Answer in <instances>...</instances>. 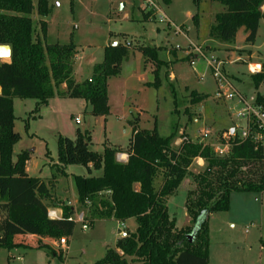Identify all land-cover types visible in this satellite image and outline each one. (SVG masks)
I'll return each mask as SVG.
<instances>
[{
	"label": "trees",
	"instance_id": "16d2710c",
	"mask_svg": "<svg viewBox=\"0 0 264 264\" xmlns=\"http://www.w3.org/2000/svg\"><path fill=\"white\" fill-rule=\"evenodd\" d=\"M201 1L194 0L198 5ZM215 1L226 9L217 14L210 35L231 41L244 27L246 41L254 43L264 18V0ZM164 2L169 4L171 0ZM37 9L42 17L47 16L50 0H38ZM33 10V0H0V44L12 48L9 61L0 59V247L11 250L31 245L26 240L16 242L15 238L23 235L32 238L38 248L47 247L61 257L62 248L47 239L60 242L64 238L67 244L76 226L75 213L82 212L88 224L107 218L137 221L136 230L119 237L116 248L109 249L95 264H209L210 216L230 209L233 192L264 190V150L251 140L235 139L229 152L220 155L210 144L192 139L185 132L184 141L176 145L173 134L162 136L156 127L140 128L136 117L130 121L132 133L126 149L106 144L101 153L89 147V132L77 129L75 139L59 137V172L66 174L67 165L80 164L90 172L101 169L102 173L76 174L78 205L57 203L62 217L50 218L48 210L50 202L57 199L52 190L58 178L55 174L47 179L30 176L27 163L31 154L27 150L14 157V147L21 138L14 128V99H36L34 111L38 113L49 99L68 96L89 103L93 115L107 116L108 81L120 73L129 50L121 44L106 47L104 60L95 64L92 76L79 82L73 76L77 46L72 42L44 45L47 21L40 20L38 35ZM144 15L150 20L154 13ZM138 49L154 61L156 69L164 64L157 57L156 47L140 45ZM262 65L261 72L252 74L257 89L264 83ZM155 84H159L158 79ZM191 95L194 103L205 98L195 92ZM256 101L264 106L263 96L258 95ZM121 153L128 159L119 160ZM199 158L206 165L195 172L191 167ZM159 177L162 182L157 187ZM187 177L194 182L185 201L190 223L178 227L167 202Z\"/></svg>",
	"mask_w": 264,
	"mask_h": 264
},
{
	"label": "rangeland",
	"instance_id": "374dc122",
	"mask_svg": "<svg viewBox=\"0 0 264 264\" xmlns=\"http://www.w3.org/2000/svg\"><path fill=\"white\" fill-rule=\"evenodd\" d=\"M37 1L33 0L31 16L38 35L40 20L47 21L42 43L72 42L77 46L73 71L77 81L92 76L95 64L104 60L106 47L116 43L129 50L120 73L109 78L110 112L106 117L93 115L85 100L68 96L49 99L38 113L34 111L36 99H14V128L21 135L14 147V157L27 150L32 155L31 175L46 179L57 175L52 190L57 199L50 202V207L63 201L76 207L75 175L102 173L101 169L90 172L84 165L69 164L66 174H61L56 164L60 136L75 139L80 129L89 132V147L95 151L102 153L106 144L126 149L132 133L130 121L139 117L140 128L156 127L162 136L173 134L174 143L183 132L199 140V131L209 128L212 133L205 142L216 149L224 131L244 124L237 116L241 107L238 100L216 96L218 84L206 59L195 57V63L191 64L185 53L189 41L202 46L209 57L223 61L229 80L248 100L254 101L258 95L264 97V83L257 89L248 69L249 63H264V18L260 20L255 42L250 44L244 27L231 41H220L210 35L217 14L226 9L215 0H202L199 5L194 0H171L169 4L151 0L161 11L155 10L148 0H50V11L44 17L38 13ZM149 11L154 15L146 20L144 14ZM176 27L182 31L178 33ZM140 45L156 47L157 57L164 64L156 69L154 61L138 49ZM192 92L205 98L194 103ZM76 117L80 122L75 121ZM205 165V160L204 165L195 160L191 169L198 172ZM161 182L159 177L156 186ZM192 188L194 182L187 177L168 199L169 213L175 217L177 226L189 222L185 201ZM78 214L74 217L78 218ZM82 225L81 220L76 221L73 233L67 237L68 243L61 249V257L47 247L38 248L32 238L19 235L16 242L26 240L32 246L11 250L0 247V264H95L109 249L116 248L123 228L127 232L136 230L137 221L107 218L95 220L87 229ZM209 228V264H264V190L231 193L230 209L211 214Z\"/></svg>",
	"mask_w": 264,
	"mask_h": 264
},
{
	"label": "built area",
	"instance_id": "2783aa9c",
	"mask_svg": "<svg viewBox=\"0 0 264 264\" xmlns=\"http://www.w3.org/2000/svg\"><path fill=\"white\" fill-rule=\"evenodd\" d=\"M148 1L154 6L155 10L157 9L161 11L155 2L151 0ZM164 18L169 22L167 15H165ZM176 31L179 33L182 30L179 27H176ZM185 53L191 58V64L195 63V57L200 56L206 59L207 65L211 69L212 74L218 84V90L216 93L218 98L224 97L229 100L237 99L238 103L241 105L240 109L237 111V116L244 121V124L234 127L233 132L231 130L232 128L224 131V133L221 135L222 138L219 142V145L214 150L220 155L227 154L230 150L232 141L235 139L240 141L251 140L257 147H260L264 150V106L260 103H257L256 100H248L247 97H245V95L240 92L229 80V77L223 70L224 62L218 60L216 57H209L208 54L203 50L202 46L189 41L187 47L185 48ZM248 69L251 74H255L263 70V65L261 63H249ZM75 121L77 123L80 122V118L76 117ZM211 133L212 132L209 128L199 131L198 134L199 137H201L199 140L205 142V139L209 137ZM181 136L182 137L176 141V145H179L184 141L185 137H183V133ZM211 146L213 147V145ZM118 159L121 161L126 160L123 156V153L118 155ZM48 216L50 218H61L62 209L59 211L57 209L50 208L48 210ZM77 217L78 218H75V220H81L83 223V228L87 229L88 223L85 221L84 213H79ZM120 234L122 237H126L128 232L123 228ZM63 243H66L64 238L60 240V244Z\"/></svg>",
	"mask_w": 264,
	"mask_h": 264
},
{
	"label": "crops",
	"instance_id": "0c3cea01",
	"mask_svg": "<svg viewBox=\"0 0 264 264\" xmlns=\"http://www.w3.org/2000/svg\"><path fill=\"white\" fill-rule=\"evenodd\" d=\"M135 54V53H134ZM0 92H1V87H0ZM103 117H106V116H103ZM107 145H116V144H107ZM116 146H121V145H116ZM122 147V146H121ZM123 148V147H122ZM19 154V153H18ZM17 154V155H18ZM123 156H124V158L127 160L128 159V157H127V155L125 154V153H123ZM32 159V155H31V158H30V160ZM30 160L28 161V163H27V173L30 175V176H33V175H31V173H30ZM125 161V160H124ZM196 161L199 163V164H203L204 165V160L202 159V158H199V159H196ZM91 165V164H90ZM37 177H41V178H45V177H42V176H37ZM191 183V182H190ZM136 187L137 188H139V184H136ZM77 203H78V200H77ZM67 204H70L71 205V203L70 202H67ZM78 205V204H77ZM50 208H54V209H57V210H61V206H54V207H50ZM189 216V215H188ZM189 223H190V217H189V222H188V224H186L185 226H187V225H189ZM178 227H180V226H178ZM183 227V226H182ZM52 242H54L53 244H55L56 246H60L61 248H63L64 246H66V243H63V244H60V242L59 241H54V240H51ZM210 261V260H209Z\"/></svg>",
	"mask_w": 264,
	"mask_h": 264
},
{
	"label": "water",
	"instance_id": "95a60500",
	"mask_svg": "<svg viewBox=\"0 0 264 264\" xmlns=\"http://www.w3.org/2000/svg\"><path fill=\"white\" fill-rule=\"evenodd\" d=\"M113 45H116V43H113ZM11 54H12V48L9 44H0V59L2 61H9L11 58ZM5 58H8L7 60H5ZM232 132L234 131V128L231 129ZM188 237L190 238V240L192 239V235H188Z\"/></svg>",
	"mask_w": 264,
	"mask_h": 264
},
{
	"label": "bare ground",
	"instance_id": "6f19581e",
	"mask_svg": "<svg viewBox=\"0 0 264 264\" xmlns=\"http://www.w3.org/2000/svg\"><path fill=\"white\" fill-rule=\"evenodd\" d=\"M8 58H5V60H7Z\"/></svg>",
	"mask_w": 264,
	"mask_h": 264
}]
</instances>
